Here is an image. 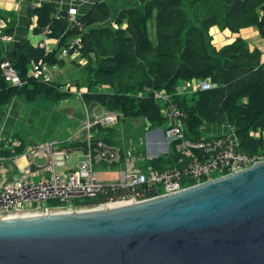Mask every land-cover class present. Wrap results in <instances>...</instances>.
<instances>
[{
  "label": "trees",
  "instance_id": "trees-1",
  "mask_svg": "<svg viewBox=\"0 0 264 264\" xmlns=\"http://www.w3.org/2000/svg\"><path fill=\"white\" fill-rule=\"evenodd\" d=\"M188 1L191 18L183 9L182 0H139L141 8L120 9L114 15L109 5L98 2L79 16L84 25L82 31L71 28L65 19L66 11L56 3L43 2L30 7L28 17L35 20L33 33L40 36L48 28V39L55 41L57 48L46 52L23 39L16 49L2 53L1 63L8 61L23 85L8 83L0 68V110L20 98L28 104H34L40 97L57 104L69 98L72 95L69 88L30 71L34 67L42 71L45 66H63L65 60L58 58L61 49L68 47L70 41L81 39L80 59L86 61L87 75L76 83V88L78 92L84 88L81 95L87 107L94 104L107 112L122 114L123 122L142 119L144 128L149 124V130H166L168 122L154 99L155 92L166 91L187 115L185 135L188 138H206L202 135L203 129L222 125L221 120L225 119L234 130L242 153L252 157L262 154L264 63L261 53L257 49L250 51L242 39L216 51L209 32L218 27L237 34L242 29L256 27L264 39V0ZM3 20L5 27L0 38L13 36V20ZM206 80L215 88L174 95L180 85ZM103 88L111 91L106 93ZM129 126L130 123L125 128L128 137ZM144 130L136 138L144 136ZM118 133V128L101 129L96 138L113 143ZM17 139L21 146L3 154L24 152L27 141L18 134L11 141ZM78 146L84 147V143H66L63 148ZM176 156L171 147L169 155L147 161L146 165L164 171L176 165ZM127 194L126 190H113L98 199L76 201V204L93 206L111 198L122 199ZM49 205L53 207L55 203Z\"/></svg>",
  "mask_w": 264,
  "mask_h": 264
},
{
  "label": "water",
  "instance_id": "water-1",
  "mask_svg": "<svg viewBox=\"0 0 264 264\" xmlns=\"http://www.w3.org/2000/svg\"><path fill=\"white\" fill-rule=\"evenodd\" d=\"M0 264H264V161L129 205L0 220Z\"/></svg>",
  "mask_w": 264,
  "mask_h": 264
},
{
  "label": "built area",
  "instance_id": "built-area-1",
  "mask_svg": "<svg viewBox=\"0 0 264 264\" xmlns=\"http://www.w3.org/2000/svg\"><path fill=\"white\" fill-rule=\"evenodd\" d=\"M65 19L71 28L79 31L84 29L76 7L66 10ZM1 23L0 30L5 27V24ZM49 33L50 30L45 28L40 35V42L36 44L46 52L50 51ZM81 48V39L72 40L68 47L61 49L58 58L80 57ZM0 68L8 83L23 85L17 71L8 61L2 62ZM30 73L35 76L43 75L37 67ZM213 88L215 85L206 80L198 82L194 88L178 87L174 95L184 96ZM78 96L82 101L81 92ZM154 99L158 105L160 103L161 114L168 122V128L164 130L167 150L165 152L164 149L163 154L169 155L171 147L177 154L176 165L164 171L146 165L150 160L145 156L147 133L136 139L128 138L124 125L119 123L123 119L122 114L92 112L84 103L85 119L80 129L84 147L81 151L63 148L66 143H74L69 140L30 145L20 155H5L4 151L13 152L21 143L0 135V220L39 216L53 211L72 213L115 207L118 204H133L174 194L187 187L239 172L264 161V152L252 157L239 150L234 130L217 137L188 138L185 135L187 115L174 101L173 95L166 91L155 92ZM112 128H118L119 132V135L112 139L113 143L96 138L101 129ZM105 135L109 136V133L105 132ZM79 152L82 153V160H77L76 165L68 169L67 162ZM21 159L25 161L24 166L19 164ZM38 160L44 162L40 163ZM100 165L118 167V179H98L97 167ZM113 190H126L128 194L122 199L111 198L93 206L76 204V201L98 199ZM50 202L55 205L51 207Z\"/></svg>",
  "mask_w": 264,
  "mask_h": 264
},
{
  "label": "crops",
  "instance_id": "crops-1",
  "mask_svg": "<svg viewBox=\"0 0 264 264\" xmlns=\"http://www.w3.org/2000/svg\"><path fill=\"white\" fill-rule=\"evenodd\" d=\"M188 1V0H187ZM43 2H53L56 3L63 11H66L69 7H76L79 13V16L85 15L89 9L91 8L92 5L98 2H104L107 5H109L112 9L113 15L120 9H125V8H141L140 7V2L139 0H82L80 2H75L73 0H0V22L4 24V20L6 21H11L13 20L14 23V34L11 37H1L0 38V49L2 53H5L7 51H12L18 47V43L20 40H28L32 45H35L40 42L41 37L36 36L33 33L34 27H35V20L34 19H29L28 17V10L30 7H36L40 5ZM189 2V1H188ZM183 3V0H182ZM185 10V9H184ZM187 13V11H186ZM191 14V11H190ZM188 15V14H187ZM189 16V15H188ZM1 23V24H2ZM212 41L211 45L214 47L216 51H220L222 48L232 44L236 39H242L244 40L247 44L251 43V41H255L259 47L258 48H252L250 51H253L255 49L259 50L261 53V61L264 63V39L260 36L259 31L256 27H250L246 29L240 30L237 34H232L228 30H220L218 27H213L210 32H209ZM250 46V44H249ZM48 47L51 50L57 48V43L55 41L49 40L48 41ZM43 70V69H42ZM46 80H48L45 77ZM50 81V80H48ZM53 82V81H51ZM78 82V81H77ZM76 82V83H77ZM197 82H193L191 85L186 84V85H180L179 87L183 88L186 87V89L189 88H194L196 86ZM69 88L70 91L77 90L75 88L74 90L70 87H64ZM85 91L84 88L79 92ZM103 91L106 93H109L111 90L109 88H103ZM78 92V91H77ZM78 92V93H79ZM17 100H23V98L16 99L14 100L9 106L5 107L4 109L0 110V126L1 124L4 125L0 127V135L5 137L6 139H12L13 136L10 135L9 132L12 127L14 126V123H23L27 121H32L33 123L38 115V113L42 114L43 111L36 113L35 115L33 114L32 116L30 115L29 112L32 110L35 111L37 109V103L35 102L34 104H28L25 101V106L21 105L18 103ZM80 103L84 109V115H81V124L78 130L75 131V133L70 137L69 140H73L75 143L78 142H83V137L80 134V129L82 127V123L85 119V107L83 102L80 100ZM20 108V109H19ZM32 108V109H31ZM89 111L92 112H99L105 114L107 111L102 109L101 107L95 106L92 110L89 107ZM25 113H27V118L26 121H23L26 117ZM30 119L28 120V118ZM130 123H138L135 126H138L137 129H145L144 127V121L142 119H135ZM141 123H143L141 125ZM141 125V126H140ZM129 128H132L129 126ZM206 131L207 134H209V137H217L221 136L227 133H230L232 131V127H230L228 124L224 125H212V126H207L203 129ZM145 133H147V149L145 151V156L150 159H157L160 156H163L164 149L165 152L167 150V143L164 138V130L161 128H155L152 129L148 132H146V129L144 130ZM9 133V134H7ZM208 137V136H207ZM23 140L27 141L26 148L30 145H35L34 141H28L27 139L21 137ZM135 139V138H134ZM67 140V141H69ZM14 141H19L14 140ZM21 143V142H20ZM39 144V143H37ZM78 151H81L82 146H78L75 148ZM80 156H77L78 158L82 157V153L79 152L77 153ZM79 160V159H78ZM148 160V161H150ZM41 163V162H40ZM19 164L24 166L25 161L24 160H19ZM97 170H101L102 174H111L112 172L115 173L117 172L119 175L120 169L118 167H109L106 165H100L97 167ZM119 170V171H118ZM102 181H116L117 179H109L107 177H102L100 179Z\"/></svg>",
  "mask_w": 264,
  "mask_h": 264
},
{
  "label": "rangeland",
  "instance_id": "rangeland-1",
  "mask_svg": "<svg viewBox=\"0 0 264 264\" xmlns=\"http://www.w3.org/2000/svg\"><path fill=\"white\" fill-rule=\"evenodd\" d=\"M183 9L187 11V14L191 18L190 10L188 8V1L183 0ZM113 14V13H112ZM2 30V29H1ZM0 30V35H1ZM151 39L154 40V32L152 28H150ZM250 44V46H249ZM248 46L252 48H258L259 45L255 41H251ZM65 63L63 66L53 65V66H45L42 70L43 76L48 80L53 81L55 83L64 85L65 87L70 86L73 90L76 88L77 81H83V79L87 75V70L85 68L86 61L81 60L80 57H66L64 58ZM94 61V59H93ZM83 88H80V91ZM72 95L57 103H53L51 101H46L44 98L40 97L37 99V109L35 111L29 112L32 116L38 112H42V114L38 113L34 123L32 121L14 123V126H10L11 129L9 132L11 136L18 134L21 137L27 139L28 141H34L37 143H45L50 141H67L70 137L75 133L76 130L80 127L81 124V115H84V109L80 103V98L78 96L77 90L71 91ZM19 104L25 106V102L23 100H17ZM160 105V103H159ZM20 109V108H19ZM32 109V108H31ZM26 117L23 121H26L27 113H25ZM30 117L28 118V120ZM133 121V120H132ZM132 121H120L122 125L125 124V128L128 127V123ZM138 123H130L132 128H129V137L128 138H136L139 134L142 133V129H137L138 126H135ZM143 123H141L142 125ZM4 125V123H3ZM1 124L0 127L3 126ZM140 125V126H141ZM224 125V124H222ZM209 127V126H208ZM124 128V130H125ZM7 133V134H9ZM126 134V133H125ZM119 135V133H118ZM117 135V136H118ZM202 135L207 138L209 134L206 131H202ZM145 136V135H144ZM79 154H75L72 158L67 162V168L70 169L74 167L77 163V160H82V157L78 158ZM39 161V160H38ZM43 163L44 161H39ZM119 171V170H118ZM98 179H102V177H107L109 179H118V173L102 174L101 170H97ZM216 177V176H215Z\"/></svg>",
  "mask_w": 264,
  "mask_h": 264
},
{
  "label": "bare ground",
  "instance_id": "bare-ground-1",
  "mask_svg": "<svg viewBox=\"0 0 264 264\" xmlns=\"http://www.w3.org/2000/svg\"><path fill=\"white\" fill-rule=\"evenodd\" d=\"M151 199H154V198H151ZM124 204H118V205H115V207H119V206H123ZM126 205V204H125ZM129 205V204H127Z\"/></svg>",
  "mask_w": 264,
  "mask_h": 264
}]
</instances>
